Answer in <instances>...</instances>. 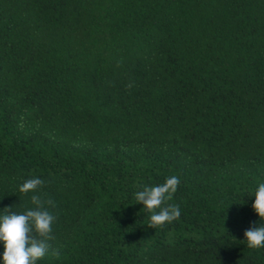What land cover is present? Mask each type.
I'll use <instances>...</instances> for the list:
<instances>
[{
	"label": "trees",
	"instance_id": "1",
	"mask_svg": "<svg viewBox=\"0 0 264 264\" xmlns=\"http://www.w3.org/2000/svg\"><path fill=\"white\" fill-rule=\"evenodd\" d=\"M260 183L264 0H0V216L55 202L38 264H264Z\"/></svg>",
	"mask_w": 264,
	"mask_h": 264
},
{
	"label": "clouds",
	"instance_id": "2",
	"mask_svg": "<svg viewBox=\"0 0 264 264\" xmlns=\"http://www.w3.org/2000/svg\"><path fill=\"white\" fill-rule=\"evenodd\" d=\"M40 178L27 179L20 185L19 191L27 194L37 192L44 185ZM180 180L171 176L158 186H145L136 192L137 203L144 205V210L151 213L149 227L163 228L178 220L181 212L179 205L168 204L178 190ZM252 205L260 219L264 221V183H260L255 192ZM31 202L36 206L22 214L11 213L5 208L0 216V242H3V264H38L51 248L49 241L54 240L53 224L56 217L45 208V204L55 207L52 199L43 200L39 195H32ZM247 246L251 249L264 248V224L252 226L244 232ZM53 255L59 256L57 251Z\"/></svg>",
	"mask_w": 264,
	"mask_h": 264
}]
</instances>
